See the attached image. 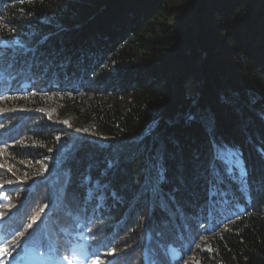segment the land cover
Returning a JSON list of instances; mask_svg holds the SVG:
<instances>
[{
	"label": "trees",
	"instance_id": "1",
	"mask_svg": "<svg viewBox=\"0 0 264 264\" xmlns=\"http://www.w3.org/2000/svg\"><path fill=\"white\" fill-rule=\"evenodd\" d=\"M0 45V264H264V0H0Z\"/></svg>",
	"mask_w": 264,
	"mask_h": 264
},
{
	"label": "snow or ice",
	"instance_id": "2",
	"mask_svg": "<svg viewBox=\"0 0 264 264\" xmlns=\"http://www.w3.org/2000/svg\"><path fill=\"white\" fill-rule=\"evenodd\" d=\"M29 15H31V13H29ZM49 38L48 35H44L41 38L40 43H44L45 41H47V39ZM16 43H19V41H17ZM21 47H23V45H21ZM28 51H32V49H28ZM8 49L5 45H0V60H3V58L5 57V55H8ZM220 102L223 104H230V105H236L238 104V99L236 97H230L228 95H223L220 97ZM250 104H255L258 101L256 100L255 97H251L249 98L248 101ZM196 104L197 101H193V105L192 108H196ZM259 118L264 119V111L258 113ZM182 119L186 122V123H192L195 121H199L202 125H204L207 128L212 129L213 131V136L212 139L210 140V143L212 145L213 148V153H214V158L215 159H220L221 154L224 152H227L230 156H232L235 159L236 153H237V149L232 148V147H225V145L222 142H217L215 135H214V129H215V116L214 114L210 113V112H206V111H202L200 109H196L195 111L193 110H189L185 113L182 114ZM69 151H71V148H69ZM261 155L264 156V149H261ZM165 152H166V148H161L158 151H156L155 153L149 155L146 160L144 161L145 164V172L147 175V179L149 181L148 186H146L147 188L150 189H159L161 185H163L164 183L168 182V177H167V165H166V160H165ZM119 161L115 160V159H109L107 161H105V167L101 170L100 172V176L101 177H106L109 172L114 169L115 167L118 166ZM238 164H234L233 168H237ZM91 165L88 166V174H86L83 177V183L84 184H88L89 182H91L92 187L90 190H94V196L95 193L98 192L100 194V196H104L105 195V191L110 187V185L107 182L102 183L100 179H96V180H92V177L90 175V170H91ZM211 167V165H210ZM243 178L245 180V182L247 183V170L245 169L244 172L242 173ZM178 180L182 181V176H178L177 178ZM179 188L176 189V191H178ZM145 193H140L137 192L134 194V199H139L141 196H143ZM212 195H215V193H212ZM111 196L113 198H118L117 193L113 190L111 192ZM98 198V197H97ZM107 197L105 196V199ZM174 198V197H173ZM36 218H33V222H35ZM33 227V224H29L28 228L31 229ZM19 236L23 237L24 233H18ZM0 252H7V249L5 248H0ZM93 264H95V262H93Z\"/></svg>",
	"mask_w": 264,
	"mask_h": 264
},
{
	"label": "rangeland",
	"instance_id": "3",
	"mask_svg": "<svg viewBox=\"0 0 264 264\" xmlns=\"http://www.w3.org/2000/svg\"><path fill=\"white\" fill-rule=\"evenodd\" d=\"M193 83H194L193 81L189 82L188 88L192 87ZM190 92H191V90H190ZM224 157L229 163V172H230V174L232 176H234L235 178H239V176L242 174V171H241V167L239 165L238 157L235 156V159H234L227 152L224 154ZM234 164H238L237 168H235V169L233 168ZM22 259L25 261V263H28V264H31V263L40 264V263H42V260H43L41 256L29 257L27 255H24Z\"/></svg>",
	"mask_w": 264,
	"mask_h": 264
},
{
	"label": "bare ground",
	"instance_id": "4",
	"mask_svg": "<svg viewBox=\"0 0 264 264\" xmlns=\"http://www.w3.org/2000/svg\"><path fill=\"white\" fill-rule=\"evenodd\" d=\"M191 81H193L194 83H193L192 87L188 88V84H189V82H191ZM185 86H186V88H187V92H188V94H189L190 96H193V95L195 94L196 90H197L196 85H195V79H194L193 77H189V78L187 79L186 83H185ZM189 86H190V85H189ZM190 90H191V92H190Z\"/></svg>",
	"mask_w": 264,
	"mask_h": 264
}]
</instances>
